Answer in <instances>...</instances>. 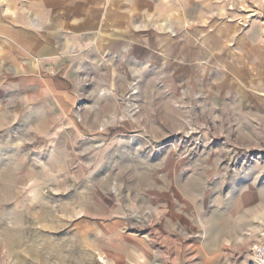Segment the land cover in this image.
I'll use <instances>...</instances> for the list:
<instances>
[{"label":"rangeland","instance_id":"1","mask_svg":"<svg viewBox=\"0 0 264 264\" xmlns=\"http://www.w3.org/2000/svg\"><path fill=\"white\" fill-rule=\"evenodd\" d=\"M148 1L64 90L0 46V264H257L264 0Z\"/></svg>","mask_w":264,"mask_h":264},{"label":"crops","instance_id":"2","mask_svg":"<svg viewBox=\"0 0 264 264\" xmlns=\"http://www.w3.org/2000/svg\"><path fill=\"white\" fill-rule=\"evenodd\" d=\"M148 4V0H0V46L24 47L27 60L38 63L39 78L64 90L69 79L57 69L50 71L63 51L91 42L96 29H131L132 13L140 12L144 20L153 11ZM153 38L166 43L170 39L160 34Z\"/></svg>","mask_w":264,"mask_h":264},{"label":"built area","instance_id":"3","mask_svg":"<svg viewBox=\"0 0 264 264\" xmlns=\"http://www.w3.org/2000/svg\"><path fill=\"white\" fill-rule=\"evenodd\" d=\"M253 257L257 264H264V236L263 238L254 246Z\"/></svg>","mask_w":264,"mask_h":264}]
</instances>
